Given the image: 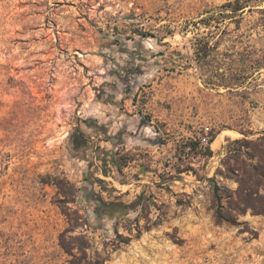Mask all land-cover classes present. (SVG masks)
Returning <instances> with one entry per match:
<instances>
[{
	"label": "rangeland",
	"instance_id": "374dc122",
	"mask_svg": "<svg viewBox=\"0 0 264 264\" xmlns=\"http://www.w3.org/2000/svg\"><path fill=\"white\" fill-rule=\"evenodd\" d=\"M234 1L0 0V264H69L64 234L82 264H264V3Z\"/></svg>",
	"mask_w": 264,
	"mask_h": 264
},
{
	"label": "trees",
	"instance_id": "16d2710c",
	"mask_svg": "<svg viewBox=\"0 0 264 264\" xmlns=\"http://www.w3.org/2000/svg\"><path fill=\"white\" fill-rule=\"evenodd\" d=\"M253 1L259 3L258 6H262L264 3V0H235L234 2H230V3L222 6V9H224V10L227 9V11H231V13H233V15L244 13L247 8H250L249 9L250 11L252 10V7L249 6V4ZM259 10L261 13L264 14V8L259 9ZM219 16H223V14H219ZM213 18H214V16H213ZM202 22H206V20L204 19ZM215 139H216V136L213 135L211 140L209 141V143H213ZM242 142L247 145V146L246 145L244 146L247 149L250 148V147H248V145L254 144V141H250L247 139H244ZM209 151H210V147H209ZM243 155H247L248 157H250V159L254 158L253 155L249 153V151H244ZM256 157H258L259 163L257 166L254 167V169H255V171H257L261 175V177H264V156L258 155ZM240 184L241 185L243 184L242 180H241ZM219 190H220L219 187L215 186V194H216L217 201L219 203V208L217 209V212H216L217 219L221 222L227 221V222L232 223V224H237L236 221L228 219L226 217V215L222 212L223 208H224V206L222 205L223 197L220 194ZM250 199H251V196L249 194L245 195V198H244L245 204H250L249 203ZM247 207H248V205H247ZM79 244H81V245H79ZM61 245L65 249V251L70 256H72L74 258L72 261L69 262V264H82V263H78L76 261L77 255H76L74 249L76 248V246H79V248L86 250L89 247V239L85 235L70 236V238H66V234H64L61 238Z\"/></svg>",
	"mask_w": 264,
	"mask_h": 264
},
{
	"label": "flooded vegetation",
	"instance_id": "af4514ba",
	"mask_svg": "<svg viewBox=\"0 0 264 264\" xmlns=\"http://www.w3.org/2000/svg\"><path fill=\"white\" fill-rule=\"evenodd\" d=\"M82 141H84V139L82 140L81 137H77V139H76V142H77V143H80V142H82ZM101 211H106V208H104V206H101Z\"/></svg>",
	"mask_w": 264,
	"mask_h": 264
},
{
	"label": "bare ground",
	"instance_id": "6f19581e",
	"mask_svg": "<svg viewBox=\"0 0 264 264\" xmlns=\"http://www.w3.org/2000/svg\"><path fill=\"white\" fill-rule=\"evenodd\" d=\"M223 137H224V134H222L220 138L223 139ZM217 141H218V140H217ZM217 141H216V142H217ZM216 142H215V143H216ZM215 143H214V144H215Z\"/></svg>",
	"mask_w": 264,
	"mask_h": 264
},
{
	"label": "built area",
	"instance_id": "2783aa9c",
	"mask_svg": "<svg viewBox=\"0 0 264 264\" xmlns=\"http://www.w3.org/2000/svg\"><path fill=\"white\" fill-rule=\"evenodd\" d=\"M207 130H208V128H207Z\"/></svg>",
	"mask_w": 264,
	"mask_h": 264
}]
</instances>
